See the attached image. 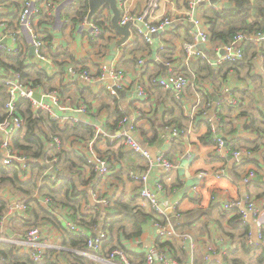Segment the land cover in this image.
<instances>
[{
	"label": "crops",
	"instance_id": "1",
	"mask_svg": "<svg viewBox=\"0 0 264 264\" xmlns=\"http://www.w3.org/2000/svg\"><path fill=\"white\" fill-rule=\"evenodd\" d=\"M1 1L4 3V14L16 11L13 3L18 0ZM193 1L196 0H127L133 14L143 15L151 12L158 16L170 17L174 21L171 31L155 36L153 44H148L134 31H131L130 37L125 40L113 27V14L110 8L106 10L101 26L104 34L100 39L93 40L90 38L88 23L73 21V12L78 8L79 0H54L51 11L43 10L35 24L39 31L44 33L40 21L49 15L48 21L44 18L47 24L45 29L51 32L52 36L51 45L48 47L52 66L48 73L57 76L54 87H60L69 95L71 89L75 90L76 97L68 96L72 100L68 98L65 101V108L70 109L65 114L70 117L77 116L75 110L79 106L74 107L70 103L80 98L76 102L81 101L87 107L86 115L80 116L81 122L96 132L97 127L112 132L108 125L113 122L111 115L117 105L113 102L114 96L110 94L108 87L112 86L113 82L107 79L88 84L81 79L80 72L82 69H88L98 79L104 67L124 71L125 81L116 95L120 100V109L127 114L129 124L135 127L133 136L152 156L163 152L177 167L166 176L158 169H152L149 178L150 188L156 193V181L164 180L166 196L158 194V197L177 205V217L173 214L172 216L175 218L179 237L171 240L176 246L175 258H183L184 251L186 254L182 261L190 259L194 264H260L263 251L259 248L264 245H256L258 241L256 223L252 218L243 220L238 211H228L223 206L229 201H235L241 202L244 208V201L253 198L256 205L264 211V134L261 133L264 131V55L259 54L246 67L232 70L229 75L226 74L224 80L216 77L212 80L202 79L193 75L194 85L187 88L181 97H177L184 105L173 100L172 102L167 98L170 96L166 91L162 88L160 90V87L152 83L155 77L168 74L169 65L174 66L176 70L184 65L188 57L185 45L193 43L194 25L190 9ZM227 2L213 0L212 3L199 4L193 12V19L202 20L204 11L213 6L215 9L224 7ZM251 3L253 11L249 22L258 19L260 9L264 8V0H251ZM233 7L232 3L231 8ZM104 26L113 30L109 28L106 30ZM21 32L29 53L28 63L48 70L46 64L38 62L35 55L31 54L32 41L29 32L25 29H21ZM2 36L0 29V39ZM3 43L6 44L5 41ZM204 48L205 50L203 45H199L198 51L207 57L205 60L217 72L219 66L225 63L220 62L225 55L223 47H217L209 42ZM199 59L203 58H191L188 71H192L193 65ZM3 60L5 59L0 56V62ZM140 61H144L145 64L141 65ZM71 67L76 68L74 76L68 75V69ZM0 74L11 76L13 73L7 72L0 64ZM74 82H78L82 96H79V91L72 85ZM138 86L146 91V98L139 100L135 96V89ZM226 91L230 92L229 97L235 100L236 105L226 104L225 100L228 98ZM196 104L200 105L198 115L202 113V116L198 118V124L195 119L193 126L188 118ZM171 119H177V125L184 129L182 133L191 131V134L185 135L177 142H169L168 128L163 130L162 128L163 120ZM200 120L202 123L199 125ZM207 125H212V138L214 142L218 141L217 146L201 140L210 130ZM43 129L47 133H52L46 122ZM155 130H160L161 139L156 144H150ZM72 135L73 132H70L67 136ZM224 138L228 140L227 146L223 142ZM109 141L111 140L102 138L95 145L99 154H107L110 171L103 185L96 188V182L93 183L89 191L90 203L92 191L104 197L115 196L117 199L123 197L127 201L136 198V203L153 216L149 204L139 196V185L129 179V171L147 170L149 161L127 150L124 143L122 153L119 154L118 146H110ZM243 142H257L260 149L255 152L241 149L244 153L238 158L234 157L230 153V145ZM74 145L67 144L66 150H71ZM60 150H57V153ZM188 152L192 154L191 158L185 157ZM223 169L226 170L225 177L217 179L215 175ZM252 171L256 172V178L250 185H245L243 178ZM203 172L209 173L207 179L198 178ZM91 176H93L91 171L85 173L86 179ZM4 191L17 194L9 188L3 189ZM3 192L2 196L8 198L9 196ZM59 213L60 217L64 214L62 211ZM154 222L152 219L144 226L140 238L132 241L123 239L126 250L144 255L148 247L158 239V230ZM13 223L27 226L19 220ZM40 226H44L42 228L44 239L53 248L61 249L59 243L63 232L48 223H40ZM11 228L12 226L7 229L6 234H0V243L13 242L16 239L15 235L19 231L15 233L16 231ZM62 264L68 263L63 261Z\"/></svg>",
	"mask_w": 264,
	"mask_h": 264
},
{
	"label": "built area",
	"instance_id": "2",
	"mask_svg": "<svg viewBox=\"0 0 264 264\" xmlns=\"http://www.w3.org/2000/svg\"><path fill=\"white\" fill-rule=\"evenodd\" d=\"M213 0H196L191 3L192 16L191 20L194 25L193 32V43H188L185 45V50L188 55L187 59L182 65L181 69L176 70L174 66L169 65L168 74L165 76H158L152 80V83L156 87L162 88L164 91L172 93L177 97H181L183 92L194 85V78H189L182 73L184 67L188 68L191 63V58L207 59L200 51H198L199 45H206L210 42V34L204 22L199 18L193 19V12L202 3H212ZM227 2V0H222ZM3 2H0V15H4ZM53 2L50 0H23L22 8L18 14L16 23V31L10 29L7 21L5 19H0V29L2 30L3 36L0 39V50L6 49L7 54L12 56H25L27 59L29 57L28 49H26L25 44L22 40L21 29H25L29 32L32 41V47L35 49L34 55L38 62L46 64L51 71L52 61L51 55L49 53L48 47L51 45V41H46L44 38V33L39 31L37 25L35 24L36 19L41 17L43 10L46 12L51 11L53 8ZM119 8L121 11L120 26L124 27L127 25L131 26V31L135 34L141 36L148 44H153L154 37L166 34L171 31V27L174 21L167 16H158L153 13L136 15L131 12V9L127 3V0H119ZM215 7V6H213ZM107 8H102V10L90 21L85 20L90 26V38L93 40L100 39L104 34L102 27L99 25L103 23L105 18V12ZM6 41V44L3 42ZM264 43V33H239L234 39L227 45L224 46V57L220 62H230L236 63L241 62L245 58V45L251 44L256 48H261ZM257 58V56H256ZM141 65H144V61H140ZM68 75H76V68L71 67L68 69ZM81 79L88 84L94 83L96 80L106 81L111 79L113 82L112 86L108 87L111 95L115 96L120 89L125 79V73L122 70L109 69L104 67L103 73H101L98 79L95 78L88 69H82L80 72ZM0 82L5 84L7 87V93L9 100L4 107L5 118L0 121V164L8 168H18L20 170V178L23 181L30 180L32 178V167L29 165V153L23 151H18L15 147L14 141L20 131L23 129V120L17 111V103L22 99H29L32 101L33 106L37 111L43 115L48 123V126L54 129L53 124L56 125L57 133L53 134L52 142L47 144V151L50 155V160L48 161V169L44 172V176L48 180L55 181L56 177L53 174V169L58 165L57 150L62 148L61 133H66L71 128L72 125L76 123H82L80 116H85L87 113V107L85 104H81L75 113L76 117L67 116L65 113L70 109L60 106V93L57 90H38L32 87L24 85L18 74H11L2 76L0 74ZM35 92H40L43 96L42 102L38 103L33 99ZM229 91H226L227 99L225 100L228 105H236L234 99L229 97ZM135 96L140 99L147 97L146 91L138 86L135 89ZM200 105L196 104L192 107L189 118L191 123L195 126V119L200 112ZM122 128V129H121ZM135 127L133 124H129L127 119L121 122L120 130L111 134L108 131L97 127L96 136L89 142H82L76 140L74 148L83 154L86 158V170L91 171L94 168L96 172V184L95 187H99L104 184V179L110 171V162L108 159L99 156L96 150L97 138L101 136L103 139L111 138L113 140H122L126 143L127 150L134 152L149 160V168L145 171H140L137 169L129 171V179L139 185V196L142 200L147 202L151 207L152 212L158 218L165 219L162 224L160 221L156 220L154 225L157 231V237L161 241H171L173 238L179 237V233L176 229V223L174 216H169L167 212L171 210L172 214L177 217L176 210L177 205L171 203L169 200H161L157 193L166 196V187L162 180L156 181L155 191L150 188L149 178L152 169H158L162 174L169 175L176 170V166L165 156L163 152H159L155 160H152L150 152L145 149V147L133 136V131ZM52 131V130H51ZM168 141H179L185 135L189 136L191 131L185 133L184 135L178 129L177 126H172L167 129ZM183 135V136H182ZM221 145L223 143L221 142ZM244 152H235L234 157H240ZM192 154L188 152L186 158H191ZM226 170H220L215 175L217 179L225 177ZM209 173H200L198 178L207 179ZM256 178V172H249L243 178L245 185H250ZM197 189V188H196ZM3 192V191H2ZM5 192V191H4ZM3 192V193H4ZM8 198H5L8 202V209L6 213L0 217V234H6V227L13 224L15 220H19L22 223H27L29 207L26 204L27 199L21 197L20 195H14L8 191L5 192ZM92 203L85 204L83 206V213L85 215H92L95 213V209L98 207H110L116 201L117 197L110 196L104 197L99 193L91 192ZM35 197L39 198L38 195ZM41 203L45 206H50L52 203L51 197L41 198ZM224 209L228 211H238V214L243 220L252 218L256 223L258 230V241L257 246H262L264 244V211L260 209L255 203L253 198H247L244 201V208H242L241 202L229 201L224 204ZM60 208L59 210H61ZM59 213V211H58ZM57 213L58 218L63 222L66 228L70 231L77 233L80 237H83L88 248L93 252H100L103 249L104 244L108 241V235L104 231H100L96 226L93 230L88 231L87 229L80 228L76 223L62 218ZM28 228V227H27ZM26 231L16 234V239L11 242L20 246L23 252L30 251L32 258L38 262L43 259L47 250L53 248L43 237L42 228L40 226H30ZM194 249V245H192ZM84 255L90 256L92 259H96L100 264H131L126 252L121 248H115L109 254L108 259H103L93 254L83 253ZM145 263L144 264H194L193 260H187L184 262H179L175 260L168 252V250L160 247L156 242L151 244L145 253Z\"/></svg>",
	"mask_w": 264,
	"mask_h": 264
},
{
	"label": "trees",
	"instance_id": "3",
	"mask_svg": "<svg viewBox=\"0 0 264 264\" xmlns=\"http://www.w3.org/2000/svg\"><path fill=\"white\" fill-rule=\"evenodd\" d=\"M22 1L23 0H18L13 3L16 9L15 12L0 15V19H5L9 28L15 31L17 29L16 20L22 8ZM50 1L53 2L54 0ZM229 1L234 4V7L230 10H226L225 7L218 9L213 7L204 11L202 17L204 26L210 34V43L217 47L227 46L239 33H264V8L260 9L257 17L258 19L249 22L248 19L252 16L253 11L251 0ZM77 6L78 8L73 12V21L83 22L88 18L89 2L88 0H79ZM105 8L108 9L109 7L106 6ZM40 25L44 28L45 40L51 41V32L45 29L47 25L46 22L40 21ZM99 25L102 26V23ZM104 28L107 30L109 27L104 26ZM109 29L113 30L111 27ZM244 49L245 58L241 62H225L219 66L217 72L205 59H199L193 65L191 72L188 71L186 67H184L181 72L189 78H192L194 75L202 79L212 80L216 77L220 80H224L226 74L229 75L232 70L236 71L246 67L254 61L256 56L259 54L264 55V43L259 49L251 44H246ZM0 56L5 59L0 62L3 68L7 72L18 74L24 85L38 90H58L61 99L71 98L67 97L66 92L62 91L60 87H54L57 77L56 74L50 75L46 69L40 68L39 65L28 63L25 56L9 55L6 49L0 50ZM72 85L79 91V96H82L83 93L78 82H74ZM159 89L161 90V88ZM166 93L170 96L167 97L168 99L171 101L173 100L177 104L184 105V102L178 99L176 95L169 92ZM112 99L117 107L111 115L113 116V122L110 123V126L108 125L110 131H112L111 133L119 131L120 123L127 118V114L120 109L118 95H115ZM8 100L7 87L0 82V121H3L5 118L4 107ZM16 107L18 113L22 117L24 125L23 129L15 138L14 144L18 151L29 153V165L32 167V178L23 181L20 178V170L18 168H8L0 164V217H2L8 209V202L1 193L3 189L9 188L15 194L22 195L27 199L26 204L30 209L27 223H25L27 226H40V223H48L61 230L63 235L59 243L61 249L49 248L43 256V259L38 262L32 258L30 251L22 253L19 245L9 242L0 243V264H62L63 261H66L68 264H100L98 261H95L90 256L84 255L83 253L93 254L94 256L108 259L109 254L115 248L123 249L133 264H144L146 259L145 254H133L126 250V247L123 245V239L127 241L136 240L142 236L144 226L152 219H154V221L158 220L162 224L165 219L158 218L154 213L153 216L146 213L136 203V198L127 201L123 197H119L110 207H98L92 215H85L83 213V206L85 204H90L89 191L97 179L94 168L91 170L93 176L86 179L85 173H87V170L85 156L75 148L66 150L64 146V149L62 148L56 155L59 162L52 172L55 174L56 180H48L44 176L45 170L48 169L47 163L50 160L47 144L52 142L51 137L58 131L57 128H55L56 125L53 124L52 126L56 131L52 129V133H47L43 129L47 121L41 113L35 111L33 103L29 99L20 100ZM201 116L202 113L197 115L196 124H198V118ZM188 120L190 121L189 118ZM201 123L202 120L199 121V125ZM172 126H178L177 119L163 120L162 130ZM180 126H178V129L182 133L184 129ZM207 126L210 127V130L201 140L206 144L210 142L212 145L217 146L218 141L214 142L212 138V125ZM73 128L75 140L77 139L85 143L94 139L96 136L95 129L83 122L76 123ZM263 132L261 133L264 134ZM182 134L184 135L185 133ZM100 139H102L101 136L97 138V141L99 142ZM108 139L111 140L109 141V145L118 146L119 154L122 153L124 147L122 143L124 142L122 140ZM160 139V130H155L153 138L150 139V144H156ZM229 149L231 154L242 152V150L255 152L260 149V144L257 142L234 143L230 145ZM101 154L105 158L108 157L107 154ZM36 195H38L39 198L35 197ZM48 196L52 198V203L50 206H45L41 203V198ZM60 208L64 211L59 210ZM58 211L64 213L62 215L63 218L76 223L82 229L90 231L96 226L100 231H104L108 235V241L104 244L103 249L100 252L91 251L83 237H80L77 233L66 228L57 216ZM246 229L247 228H245V232H247ZM156 243L163 249L168 250L169 254L175 260L184 262L182 259L185 257L184 254L186 253L184 251L182 252L183 258H175L177 255L175 251L176 246L171 241H161L158 238ZM259 250L263 251L260 257V264H264V246L261 247V249L259 248Z\"/></svg>",
	"mask_w": 264,
	"mask_h": 264
},
{
	"label": "water",
	"instance_id": "4",
	"mask_svg": "<svg viewBox=\"0 0 264 264\" xmlns=\"http://www.w3.org/2000/svg\"><path fill=\"white\" fill-rule=\"evenodd\" d=\"M89 2V13H88V22H90L104 7H109L113 14L112 24L114 29L118 32V34L124 36V39L127 40L130 37L131 34V26H120V20H121V11L119 8V1L118 0H88ZM226 10H230L232 7L231 2H227L224 5ZM6 42V41H5ZM203 49L204 45H203ZM35 49L31 48V54L34 55ZM42 94L40 92H35L33 95V99L36 100L38 103L42 102ZM223 142H225V145H228V140L223 139ZM243 158V157H242ZM240 158V160H242Z\"/></svg>",
	"mask_w": 264,
	"mask_h": 264
},
{
	"label": "rangeland",
	"instance_id": "5",
	"mask_svg": "<svg viewBox=\"0 0 264 264\" xmlns=\"http://www.w3.org/2000/svg\"><path fill=\"white\" fill-rule=\"evenodd\" d=\"M44 18H46V21H48V18H49V15H47V16H44ZM44 18L42 19V22L44 21L45 22V20H44ZM69 56H70V54H69ZM69 58H71V57H69ZM48 92H49V90H47ZM74 89H71V93H70V95L69 94H67V97L68 96H72V97H76V96H74L75 95V93H74ZM67 100V98L66 99H60V106L61 107H65V105H66V101ZM70 100H72V99H70ZM77 100H80V98H78ZM76 100V101H77ZM75 101V100H74ZM72 102V103H70L71 105H74V107L75 106H80L83 102H81V101H79V102ZM69 102V101H68ZM67 102V103H68ZM73 107V108H74ZM35 111H37L36 109H35ZM73 127H74V125H72L71 126V128L68 130V132H66V133H63V135L61 136V141H62V147H64L65 146V149H66V146H67V144H69V143H71V144H75L76 143V140H75V135H74V130H73ZM70 132H73V135L72 136H67L68 135V133H70ZM67 134V135H66ZM66 135V136H65ZM172 143V142H171ZM125 145H126V143H124ZM151 154V153H150ZM138 155V154H137ZM99 156H101V157H103V155L102 154H99ZM151 157H152V160H155L156 159V157H157V155L156 156H152V154H151ZM186 157V156H185ZM105 158V157H104ZM105 159H107V158H105ZM142 159H145V160H147V161H149L148 159H146V158H144V157H142ZM176 166V165H175ZM49 168V167H48ZM63 169V168H62ZM63 170H66V169H63ZM138 170V169H137ZM142 171H145V170H142ZM205 173H207V172H205ZM162 182L164 183V185H165V182H164V180H162ZM158 194L159 193H157V196H158ZM161 200H163V199H161ZM170 215L169 216H172V212H171V210H168L167 211ZM10 226H12V228L11 229H13V231H16L15 233H18V231H19V233L20 232H24V231H26L25 229L27 228V229H29L30 228V226H21L20 224H16V223H13V224H11ZM10 226L9 227H6L5 229H9L10 228ZM41 228H44V226L42 227V226H40ZM177 231H178V229H177ZM174 239V238H173ZM130 260V259H129ZM130 263L131 264H133L132 263V261L130 260Z\"/></svg>",
	"mask_w": 264,
	"mask_h": 264
}]
</instances>
